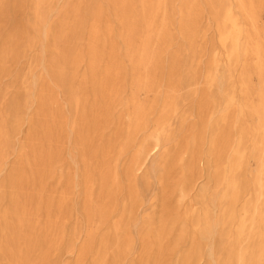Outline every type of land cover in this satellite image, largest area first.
<instances>
[{"label":"bare ground","instance_id":"bare-ground-1","mask_svg":"<svg viewBox=\"0 0 264 264\" xmlns=\"http://www.w3.org/2000/svg\"><path fill=\"white\" fill-rule=\"evenodd\" d=\"M49 1L32 0L28 25L6 34L0 45V75L36 40L45 72L29 69L19 86L24 98L17 94L10 103L14 125L0 120L5 144L22 120L30 123L12 170L20 169L6 177L9 198L0 206L4 264H55L51 255L63 240L65 249L77 254L72 264H85L87 255V264H264V27L258 24L264 0H205L220 50L212 51L203 74H198L204 47L197 0H106L116 31L97 0L84 6L72 2L52 22L42 11ZM85 33L87 43L79 45ZM175 35L183 39L185 55L176 50L163 56ZM83 59L88 71L77 77ZM253 76L258 86L251 84ZM127 85L130 93L123 99ZM54 87L63 94L67 113ZM180 87L188 88L187 96L198 106L197 119L187 125L179 115L184 131L171 142V151L166 145L174 136L171 119L179 111ZM118 104L127 117L124 127L118 125L113 138L97 144ZM139 131L144 136L136 144ZM65 141L77 151L70 157L75 180L67 173V187L44 197V180L56 175ZM133 146L119 169L121 156ZM5 155L0 149V171ZM154 155L172 188L156 214L135 221L141 184L147 182L146 177L139 181L136 171ZM201 161L203 170L197 167ZM203 177L206 181L195 187ZM73 188L80 193L77 204L86 225L76 248L78 231L65 239L63 228Z\"/></svg>","mask_w":264,"mask_h":264},{"label":"rangeland","instance_id":"rangeland-1","mask_svg":"<svg viewBox=\"0 0 264 264\" xmlns=\"http://www.w3.org/2000/svg\"><path fill=\"white\" fill-rule=\"evenodd\" d=\"M75 1H81V5L84 6L87 0H50L49 4H45L42 8V11L45 13L46 19L48 21H54L56 20L63 10L70 5V3ZM103 9L104 19L109 20V22L113 25L115 28V21L111 17V13L109 14L106 11L107 5L106 0H97ZM178 1V0H177ZM32 0H0V45L2 43L3 38L8 33H13V31L18 27H25L28 25V20L31 18L29 14V7L31 5ZM178 2H181L179 0ZM177 2V4H178ZM198 3V10L200 12L199 17V43H201L204 47V52L201 53L198 57L201 69L198 74H203L204 72V66L209 63L210 54L213 50H220L219 43H218V34L216 31V23L215 19H213L211 12L209 11V6L206 4L205 0H197ZM178 7V6H177ZM85 8V7H84ZM83 7H81V10H84ZM258 24L260 27H264V9L259 10L258 12ZM179 20V14L175 13L174 19H173V27L177 30V24ZM87 25H89V21L87 22ZM172 28V30L174 29ZM175 29L173 32L175 33ZM116 31V28H115ZM29 32V30H28ZM31 32V31H30ZM29 32V34H30ZM32 34V32H31ZM117 41V40H116ZM264 42V38H263ZM83 43L84 45L87 43V35L86 33L83 34L82 40H79V45ZM118 45L119 42L117 41ZM183 39L179 35L174 36V41L171 46L166 49L162 55L166 56L168 53H174V51L177 50V52L180 53V55H185V51L183 50L185 45L182 44ZM121 47V45H119ZM180 46V47H179ZM83 47V45L81 46ZM86 46H84L85 50ZM44 56L42 51V44L39 40H36L34 45L31 48H23L21 50V53L19 56L14 60V62L7 63V66L9 67L8 71L6 73H3L0 75V120L6 119V126L11 124L14 125L13 121L11 120L9 111L10 103L13 100V98L18 94L23 99L24 95L20 92L19 86L20 82L23 80L25 75H27L29 69L32 68V72L36 75L43 74L45 76V72L43 71V64L41 62L42 57ZM46 59V56H45ZM105 60V58H103ZM240 69V68H239ZM87 70V60L83 59L78 67H77V77L82 75L83 73H86ZM183 72V71H181ZM238 75V73H236ZM29 80H31L29 78ZM48 81V80H46ZM251 84L255 86H258V79L256 76H253L251 79ZM197 87L201 86V83L196 84ZM162 88V87H161ZM181 88V89H180ZM178 91L176 92L177 95L180 97V101L178 104V113L176 116H173L171 119V126L173 128V140L169 142L166 147L172 149L171 142L174 143L175 139H178L179 133L183 132V129H180L181 123L179 119V115L183 114L186 118L185 122L186 124H190L197 119L196 111L198 109V106L194 103L193 100H191L187 96V87H180ZM53 93L58 99V102L60 103L61 108L67 113V104L65 102L64 96L61 92L57 91V89L54 87ZM130 93V88L127 85L123 92L121 93V97L124 99L128 94ZM140 99H145L144 95H141L139 97ZM31 102L27 101V106L32 107L33 104H30ZM122 105L118 104L116 105L113 110L111 111L110 115V121L104 122V127L98 132V136L96 138L97 144L104 143L108 141L109 139L113 138L114 134H116V127L117 129H121L124 127L125 122L127 121L126 115L123 114ZM33 111V110H32ZM32 111H28V116ZM180 129V130H179ZM30 131V123L24 119L21 121L18 130L12 135L10 142L5 144V142H0V149L5 150L6 155L4 161L1 163L2 171H0V206H2V209L5 204L8 202L9 198V188L7 187V180L6 177L10 174L15 172V170H18L20 168H17L15 170H12L14 167H17L18 162V153L20 145L25 143L26 137L28 132ZM144 136L143 131H139L135 135V143L138 144ZM174 147V145H173ZM136 147L133 146L129 153H127L125 156H121L120 163H119V169H121L128 161L127 159L129 156L133 153V150ZM76 149L73 148L72 145L68 143V141H65L63 143L62 147V161L57 167L56 175L53 177H48L44 180V188H43V195L44 197H48L51 194L56 196L61 191L67 187V180H66V174L70 175L71 178H74L75 170L77 169L75 164L72 162V159L70 158L72 155L76 154ZM157 155V154H156ZM154 155L151 157V159L147 162L144 168L139 169L136 171V177L137 179L142 180V178L146 177V184H141L142 193L140 194V202L135 210L134 213V220H141L142 217L146 216L147 214H153L157 213L160 208V203L162 196L165 192H168L171 190L172 186L169 183V180L167 179V176L163 177V170L159 165V161L157 156ZM156 162V166L154 171H150V165L152 160ZM16 165V166H15ZM80 165V164H79ZM254 164L251 161L250 167H253ZM198 169L201 170L205 169V165L201 162H199V165L197 166ZM148 171V172H147ZM59 173H63L61 176H59ZM204 178V177H203ZM205 178H198L194 182L195 187H198L201 185L202 182H205ZM22 185L27 187V180L23 176ZM195 190L191 191L190 193V200L193 201ZM80 201V193L78 191V188H73L72 191H69L68 194V200H67V206H66V215L64 218V226L65 227V239L68 237V233L77 230V238L74 241L75 248L78 247L85 239V230L86 225L84 223V216L81 210L78 209L79 204H77ZM42 219H45V215L42 213L41 215ZM131 234L135 236V227L133 223L129 226ZM136 248H138V242H136ZM139 252H134L133 254L129 255V259H135ZM77 258V254L74 251H67L65 249V241L60 244V247L57 251H55L51 255L52 260H56L55 264H72ZM89 261L88 255L86 256L84 263L87 264ZM204 261H200V264H203ZM0 264H4L3 256L0 253Z\"/></svg>","mask_w":264,"mask_h":264}]
</instances>
